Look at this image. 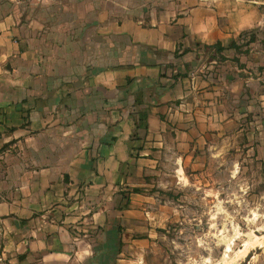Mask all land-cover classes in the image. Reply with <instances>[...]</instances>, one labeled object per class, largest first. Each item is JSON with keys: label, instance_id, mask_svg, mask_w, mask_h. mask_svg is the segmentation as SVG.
I'll list each match as a JSON object with an SVG mask.
<instances>
[{"label": "crops", "instance_id": "crops-1", "mask_svg": "<svg viewBox=\"0 0 264 264\" xmlns=\"http://www.w3.org/2000/svg\"><path fill=\"white\" fill-rule=\"evenodd\" d=\"M249 126L264 0H0V264H144L153 189Z\"/></svg>", "mask_w": 264, "mask_h": 264}, {"label": "rangeland", "instance_id": "rangeland-1", "mask_svg": "<svg viewBox=\"0 0 264 264\" xmlns=\"http://www.w3.org/2000/svg\"><path fill=\"white\" fill-rule=\"evenodd\" d=\"M249 128L219 141L207 169L185 186L153 189L170 218L141 262L264 264V140Z\"/></svg>", "mask_w": 264, "mask_h": 264}, {"label": "trees", "instance_id": "trees-1", "mask_svg": "<svg viewBox=\"0 0 264 264\" xmlns=\"http://www.w3.org/2000/svg\"><path fill=\"white\" fill-rule=\"evenodd\" d=\"M233 46H235V44H233ZM210 47H214V48H218V49H221L222 47H221V45H214V46H210ZM137 190H140V189H137Z\"/></svg>", "mask_w": 264, "mask_h": 264}]
</instances>
